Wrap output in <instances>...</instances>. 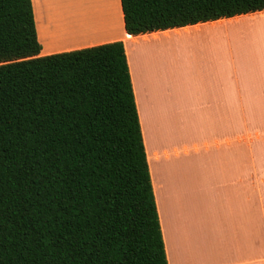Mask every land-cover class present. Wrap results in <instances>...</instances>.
I'll list each match as a JSON object with an SVG mask.
<instances>
[{"label":"trees","instance_id":"16d2710c","mask_svg":"<svg viewBox=\"0 0 264 264\" xmlns=\"http://www.w3.org/2000/svg\"><path fill=\"white\" fill-rule=\"evenodd\" d=\"M129 36L264 0H120ZM31 0H0V264H167L123 43L39 56Z\"/></svg>","mask_w":264,"mask_h":264},{"label":"crops","instance_id":"0c3cea01","mask_svg":"<svg viewBox=\"0 0 264 264\" xmlns=\"http://www.w3.org/2000/svg\"><path fill=\"white\" fill-rule=\"evenodd\" d=\"M31 3L39 56L123 43L167 264H264V11L129 36L120 0Z\"/></svg>","mask_w":264,"mask_h":264},{"label":"rangeland","instance_id":"374dc122","mask_svg":"<svg viewBox=\"0 0 264 264\" xmlns=\"http://www.w3.org/2000/svg\"><path fill=\"white\" fill-rule=\"evenodd\" d=\"M117 19H118V17H117ZM253 116V118H257V119H260V117H261V115H252ZM237 117H238V115H237ZM257 124H260L259 123V121L258 122H256ZM259 148V147H258Z\"/></svg>","mask_w":264,"mask_h":264}]
</instances>
